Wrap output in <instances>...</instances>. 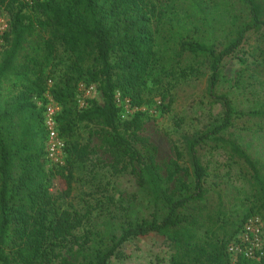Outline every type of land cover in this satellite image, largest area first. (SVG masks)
<instances>
[{"label": "trees", "instance_id": "1", "mask_svg": "<svg viewBox=\"0 0 264 264\" xmlns=\"http://www.w3.org/2000/svg\"><path fill=\"white\" fill-rule=\"evenodd\" d=\"M236 1L243 18L225 39L196 27L164 40L166 10L155 0H0L9 21L0 47V264H112L123 244L150 233L174 243L170 264H264V257L234 262L229 252L249 216L264 219V160L234 133L244 117L264 123V102L237 110L217 91L226 60L250 32L264 29V0ZM186 59L190 64L181 66ZM207 73L208 94L223 112L183 137L184 153L177 151L164 175L156 145L140 135L141 112L122 118L118 95L140 108L165 98L178 80ZM96 82L103 104L89 98L81 107L79 86ZM48 95L60 105L63 165L50 166L46 158ZM82 125L94 127L115 174L136 175L126 203L99 181L91 206L62 204L94 151L75 138ZM206 149L225 150L251 184L249 206L237 217L208 184ZM55 176L62 184L58 194L51 190Z\"/></svg>", "mask_w": 264, "mask_h": 264}, {"label": "rangeland", "instance_id": "2", "mask_svg": "<svg viewBox=\"0 0 264 264\" xmlns=\"http://www.w3.org/2000/svg\"><path fill=\"white\" fill-rule=\"evenodd\" d=\"M155 1L166 10L162 18L166 24H161L164 40H173L176 30L187 32L196 27L199 33L207 37L223 40L243 18V7L236 0ZM0 15L8 19L4 12L0 11ZM2 43L1 37L0 47ZM164 47L166 50L171 48L168 44ZM190 62V59H186L181 66H187ZM208 74L182 78L165 98L156 97L150 104L140 108L131 107L128 100L118 95L122 118L131 117L136 111L141 112L144 124L140 135L156 145V162L164 175H167L170 164L177 158V151L184 153L183 137L201 131L220 118L223 112L220 103L213 101L208 94ZM90 85H94L95 90L89 98L103 104L98 83ZM217 91L227 93L237 110L257 108L264 102V29L256 33L250 32L243 45L226 60ZM83 95L78 89V103L80 98L86 101L89 99ZM234 131L242 144L264 160L263 121L244 117L237 120ZM75 138L81 143H88L94 151L89 154L85 165L78 172L72 196L63 200L62 204H72L78 209L91 206L88 201L95 203L92 194H96L94 191L99 181L117 199L122 197L125 203L130 200L135 192L136 175L133 172L115 174L112 171V155L94 133V127L82 125ZM134 144L141 147L139 142L135 141ZM202 157L208 167L207 180L211 190L221 193L229 214L233 217L239 216L249 206V199L253 194L251 184L225 150L206 149L203 150ZM179 161L182 165H187L185 157ZM51 190L54 194L62 190V184L56 176ZM176 250L174 243L165 236L150 233L132 238L123 244L119 256H113L111 263L170 264Z\"/></svg>", "mask_w": 264, "mask_h": 264}, {"label": "built area", "instance_id": "3", "mask_svg": "<svg viewBox=\"0 0 264 264\" xmlns=\"http://www.w3.org/2000/svg\"><path fill=\"white\" fill-rule=\"evenodd\" d=\"M8 26V19L0 15V38ZM94 90V85L82 83L79 86V91L86 98H89ZM85 102V99H79L81 107L85 105ZM59 111L60 105L54 101L51 95H48V102L44 110V119L48 132L46 158L50 166L63 165L66 158V141L60 135L57 124ZM229 252L234 262L238 257L254 261H260L264 257V219L260 215L254 214L245 220L236 239L229 245Z\"/></svg>", "mask_w": 264, "mask_h": 264}]
</instances>
